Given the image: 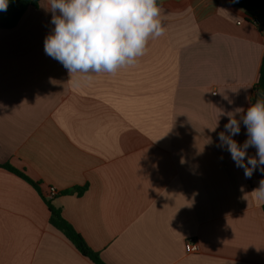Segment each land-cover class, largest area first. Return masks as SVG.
<instances>
[{"label":"crops","instance_id":"crops-1","mask_svg":"<svg viewBox=\"0 0 264 264\" xmlns=\"http://www.w3.org/2000/svg\"><path fill=\"white\" fill-rule=\"evenodd\" d=\"M158 4L165 34L90 84L46 55L48 0L0 29V264H93L49 224L50 188L105 264H264V172L246 178L218 147L255 97L264 13L255 27L231 0Z\"/></svg>","mask_w":264,"mask_h":264},{"label":"clouds","instance_id":"clouds-1","mask_svg":"<svg viewBox=\"0 0 264 264\" xmlns=\"http://www.w3.org/2000/svg\"><path fill=\"white\" fill-rule=\"evenodd\" d=\"M48 2L54 27L44 39V51L63 65L69 80L77 85L90 84L93 74L115 75L120 68L135 66L138 58L146 54L149 39L165 34L157 0ZM8 5L9 0H0V12L6 11ZM243 112L237 108L226 113L228 122L225 131L219 133L218 147L225 148L236 167L243 168L245 177L251 178L258 167L264 172V96L250 102L246 114L238 119L237 114ZM241 121L247 131L243 144L233 139L240 133ZM250 147L256 149V156L248 155ZM253 193L264 199V179Z\"/></svg>","mask_w":264,"mask_h":264},{"label":"trees","instance_id":"trees-1","mask_svg":"<svg viewBox=\"0 0 264 264\" xmlns=\"http://www.w3.org/2000/svg\"><path fill=\"white\" fill-rule=\"evenodd\" d=\"M39 2L40 0H9L7 10L0 12V29L6 31L15 28L25 11L29 8L36 9ZM157 2L159 3L160 0H157ZM231 4L233 8L241 10L246 15H250L254 11L264 13V0H231ZM253 91L255 97L251 99V102L255 103L260 95H264V57H262L260 72ZM1 168L18 175L37 189L36 184L25 177L22 172L10 167L8 164L2 165ZM81 192L82 190H78V193ZM46 206L49 212V224L63 234L79 254L86 257L93 264H105L101 261L99 255L88 247L83 238L72 228L73 226L64 219L60 209L53 207L49 201L46 202Z\"/></svg>","mask_w":264,"mask_h":264},{"label":"built area","instance_id":"built-area-1","mask_svg":"<svg viewBox=\"0 0 264 264\" xmlns=\"http://www.w3.org/2000/svg\"><path fill=\"white\" fill-rule=\"evenodd\" d=\"M259 12H253L250 15L246 16V21L255 25V27H259ZM58 195V192L54 188H50L45 196V199L48 201L53 200ZM185 251L188 254H195L199 252V245L196 241L187 240L184 245Z\"/></svg>","mask_w":264,"mask_h":264},{"label":"water","instance_id":"water-1","mask_svg":"<svg viewBox=\"0 0 264 264\" xmlns=\"http://www.w3.org/2000/svg\"><path fill=\"white\" fill-rule=\"evenodd\" d=\"M261 96H264V95H260V97H261Z\"/></svg>","mask_w":264,"mask_h":264}]
</instances>
